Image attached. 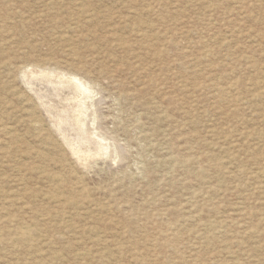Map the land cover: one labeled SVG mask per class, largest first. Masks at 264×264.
I'll list each match as a JSON object with an SVG mask.
<instances>
[{
	"label": "rangeland",
	"instance_id": "1",
	"mask_svg": "<svg viewBox=\"0 0 264 264\" xmlns=\"http://www.w3.org/2000/svg\"><path fill=\"white\" fill-rule=\"evenodd\" d=\"M0 264H264V0H0Z\"/></svg>",
	"mask_w": 264,
	"mask_h": 264
},
{
	"label": "bare ground",
	"instance_id": "2",
	"mask_svg": "<svg viewBox=\"0 0 264 264\" xmlns=\"http://www.w3.org/2000/svg\"><path fill=\"white\" fill-rule=\"evenodd\" d=\"M47 71H49L50 73L54 72V70H47ZM30 73L26 76V80H27L26 82L28 83L27 85H29L30 89L33 90V92H35L37 98L41 100L40 103L48 110L47 112L52 114V116L55 119L70 120L69 125L66 124L63 126L60 125L61 127L59 126V128H61L62 130L61 132H64L63 136L67 139L69 138V136L76 137L77 128L76 127L74 128L72 126H75L74 120H76V117L79 119L80 114L83 113L84 100L85 98L89 97V93H90L88 85L85 82H83L81 79L75 76H71V75L66 76L64 73H60L61 75H56L55 73H54L55 75H51L50 73L46 71L39 72L37 70L32 71ZM86 138H89V137H86ZM81 139H83V137ZM87 140H86L87 141L86 146L84 147L87 150H94V149L97 150V148H98L97 151L104 150V146H103L104 144H102L100 141L97 142L91 139H87Z\"/></svg>",
	"mask_w": 264,
	"mask_h": 264
}]
</instances>
